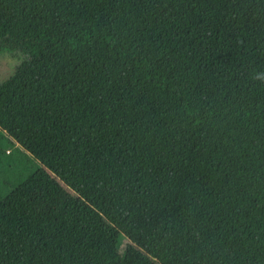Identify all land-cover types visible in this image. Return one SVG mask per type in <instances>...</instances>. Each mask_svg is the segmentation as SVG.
Segmentation results:
<instances>
[{"label":"trees","instance_id":"1","mask_svg":"<svg viewBox=\"0 0 264 264\" xmlns=\"http://www.w3.org/2000/svg\"><path fill=\"white\" fill-rule=\"evenodd\" d=\"M15 52L0 145L100 214L37 264H264V0H0Z\"/></svg>","mask_w":264,"mask_h":264},{"label":"rangeland","instance_id":"2","mask_svg":"<svg viewBox=\"0 0 264 264\" xmlns=\"http://www.w3.org/2000/svg\"><path fill=\"white\" fill-rule=\"evenodd\" d=\"M23 59L20 52L0 54V82ZM19 149L8 139L0 145V264H37L100 216Z\"/></svg>","mask_w":264,"mask_h":264}]
</instances>
